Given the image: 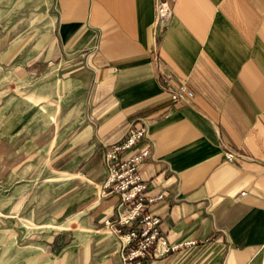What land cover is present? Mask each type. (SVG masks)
Listing matches in <instances>:
<instances>
[{"label": "crops", "instance_id": "obj_1", "mask_svg": "<svg viewBox=\"0 0 264 264\" xmlns=\"http://www.w3.org/2000/svg\"><path fill=\"white\" fill-rule=\"evenodd\" d=\"M157 1L52 0L51 22L0 31V264H123L103 147L145 122L123 155L150 146L158 229L194 242L144 264H264V0H174L160 32ZM169 74L192 105L172 104Z\"/></svg>", "mask_w": 264, "mask_h": 264}, {"label": "built area", "instance_id": "obj_2", "mask_svg": "<svg viewBox=\"0 0 264 264\" xmlns=\"http://www.w3.org/2000/svg\"><path fill=\"white\" fill-rule=\"evenodd\" d=\"M173 1H157L155 8L157 32L165 29L173 17ZM162 86L174 106L194 103V90L186 83L176 81L172 74L166 76ZM147 129L148 125L145 122L137 128L130 129L129 134L123 140L103 147L107 176L100 188V195L108 196L113 193L119 195L117 210L112 219L106 221V227L114 232L121 244L123 264H144V259L149 254H163L194 242L186 240L167 245L166 237L158 229L162 218L157 214L154 215L151 207L155 201L164 196V193L155 196L148 194L147 183L139 173V165L151 154L150 146H145L135 153L123 155L126 149L134 146L148 133ZM225 156L229 160H235L237 157L231 150H227ZM159 243L164 245L163 250L158 251Z\"/></svg>", "mask_w": 264, "mask_h": 264}, {"label": "rangeland", "instance_id": "obj_3", "mask_svg": "<svg viewBox=\"0 0 264 264\" xmlns=\"http://www.w3.org/2000/svg\"><path fill=\"white\" fill-rule=\"evenodd\" d=\"M52 5V0H0V31L5 30L6 27L13 21H15L16 23H23L21 31H25L27 29V23H39V18L45 19V22H51L50 18H48V15H50L51 13ZM38 12H40V14L42 13V15L38 16ZM11 201V190L6 188V186L4 188L0 187V216L1 214H11ZM3 218L5 219V221L2 227L5 230L17 228L16 224H12V222L10 221L11 219L7 221L6 217ZM20 224L22 226H25L24 228L28 227V222L26 221H21ZM10 241V234L5 233V258H7L11 252ZM5 263H7V261H5Z\"/></svg>", "mask_w": 264, "mask_h": 264}]
</instances>
